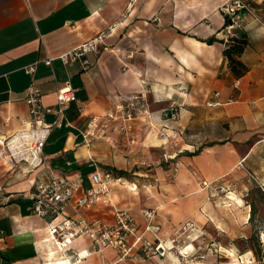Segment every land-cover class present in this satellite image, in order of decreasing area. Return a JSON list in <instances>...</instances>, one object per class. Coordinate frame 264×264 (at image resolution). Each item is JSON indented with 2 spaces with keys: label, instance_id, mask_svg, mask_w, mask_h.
Instances as JSON below:
<instances>
[{
  "label": "crops",
  "instance_id": "obj_1",
  "mask_svg": "<svg viewBox=\"0 0 264 264\" xmlns=\"http://www.w3.org/2000/svg\"><path fill=\"white\" fill-rule=\"evenodd\" d=\"M225 1L0 0V136L12 135L30 119L25 96L32 81L44 104L54 108L59 88L68 83L77 88V100L67 104L62 125L46 143L44 165L13 169L0 155V192L11 195L0 203V264H211L186 259L197 248L199 221L207 219L219 185L231 186L248 173V185L264 195V0H249L261 20L244 17L231 29L221 10ZM102 31L109 49L89 53L88 65L59 58ZM241 34L248 44L239 59L248 71L238 78L224 49L232 35ZM46 57L53 58L50 65ZM36 61L31 76L24 68ZM138 92L146 95L150 114L129 122L115 117L116 105ZM172 101L182 104L181 117L166 123L162 111ZM92 116L98 117L96 128ZM175 127L182 129V139L167 151L177 154L180 168L170 175L161 164L166 149L157 140L159 131ZM242 159L245 168L239 166ZM96 168L126 184L115 181L109 202L82 212L113 221L117 208H129L143 227L144 208L155 207L158 236L177 249L150 258L137 250L116 263L113 249L97 251L80 237L73 244L81 261L71 251L56 252L50 227L76 214L73 205L83 190L58 217L31 212L30 195L51 173L82 174L88 187ZM113 168L127 174L119 176ZM260 206L264 209V200ZM188 222L193 225L186 227Z\"/></svg>",
  "mask_w": 264,
  "mask_h": 264
},
{
  "label": "built area",
  "instance_id": "obj_2",
  "mask_svg": "<svg viewBox=\"0 0 264 264\" xmlns=\"http://www.w3.org/2000/svg\"><path fill=\"white\" fill-rule=\"evenodd\" d=\"M133 1V0H132ZM221 10L226 18L227 28L238 26L244 17L261 20L258 17L254 5L249 0H226ZM158 20V18H155ZM107 32H100L92 38L78 44L69 51L59 55L63 63L75 60L82 61L88 65L89 53L98 54L102 50L109 49L107 44ZM119 52L120 48L114 49ZM132 56V52L129 54ZM52 57L43 59L45 64L52 63ZM37 62L25 66L26 73L33 76L37 70ZM26 101L29 104L30 119L23 121L21 127L8 137L0 136V147L9 157L7 162L11 168L21 169L26 164L28 169H35L45 164L44 148L55 127L62 125V117L69 102L77 100V88L68 83L57 91L58 107L46 105L43 102V93L36 82L32 81L26 90ZM182 104L172 101L162 111V118L166 123L178 122L181 117ZM117 115L124 121H132L141 114H150L149 102L142 92L134 93L132 98L125 104H117L115 107ZM55 113L53 121H47V115ZM97 116H92L91 125L96 128L99 124ZM182 129L175 127L169 130H161L158 138L161 145L166 149L164 160L168 163V171L173 175L180 168L177 154L167 151L174 150L182 139ZM17 143L14 145L13 143ZM15 146V147H13ZM2 155V154H0ZM245 159L239 162V166L245 168ZM250 176H255L250 173ZM256 179V178H255ZM85 177L82 174L64 175L51 173L49 180L38 182L32 191L29 210L37 215H52L55 217L65 214L66 208L72 203L74 196L83 190L76 203L73 205L76 211L74 216H66L50 227L51 235L56 243V252L68 255L72 252L76 261H81L83 256L74 247V241L80 237L89 238L97 251L113 249L117 254L116 263H125L135 251H140L145 257L166 256L169 251L177 249V244H168L165 239L158 236L161 225L156 223L157 208L146 207L143 210L144 225L134 216L129 208H117L115 219L107 221L101 218H89L82 211L85 207L96 205L101 202H109L112 184L119 181L126 184L122 177H114L110 172H102L95 169L90 173V185L85 187ZM210 183L204 182V186ZM264 190V183H261ZM11 195L0 192V203H8ZM192 222L186 223V227L192 226ZM147 234L156 237V241L150 239ZM264 244V231L261 232ZM264 247V245H263ZM192 255L190 258L193 261ZM205 259L206 255H199Z\"/></svg>",
  "mask_w": 264,
  "mask_h": 264
},
{
  "label": "rangeland",
  "instance_id": "obj_3",
  "mask_svg": "<svg viewBox=\"0 0 264 264\" xmlns=\"http://www.w3.org/2000/svg\"><path fill=\"white\" fill-rule=\"evenodd\" d=\"M157 141H160L159 138ZM160 154L161 164L168 168V163L163 160V151ZM6 165L10 166L9 163ZM151 167H156V164ZM219 186L210 197L213 207L207 210V219L199 221L201 231L195 239L197 248L192 254L195 255L193 261H208L211 264H264V244L261 239V232L264 231V209L259 210L263 202L260 192L254 183L248 185V173L237 176L231 186ZM248 206L257 208L252 221L248 220V213H251ZM199 255H206V258L200 259ZM190 257L186 260L192 263Z\"/></svg>",
  "mask_w": 264,
  "mask_h": 264
},
{
  "label": "trees",
  "instance_id": "obj_4",
  "mask_svg": "<svg viewBox=\"0 0 264 264\" xmlns=\"http://www.w3.org/2000/svg\"><path fill=\"white\" fill-rule=\"evenodd\" d=\"M247 44H248V38L244 34H241L239 36L232 35L229 38V42L227 43L226 48L224 49V55L229 60L230 69L233 72V74L238 78L242 77L248 71V66L239 59V56L243 53ZM112 171L116 172L119 176H124L127 174L126 171H122V170L117 171V169L115 168H113ZM258 191L260 192L263 201L264 195L259 189ZM261 209L263 210V207L259 206V210ZM256 211L257 208H254L252 206L249 221H252L254 219V215ZM252 250L255 252L257 256H259L254 248H252Z\"/></svg>",
  "mask_w": 264,
  "mask_h": 264
},
{
  "label": "bare ground",
  "instance_id": "obj_5",
  "mask_svg": "<svg viewBox=\"0 0 264 264\" xmlns=\"http://www.w3.org/2000/svg\"><path fill=\"white\" fill-rule=\"evenodd\" d=\"M1 140H3L1 137H0V144H1ZM160 140V139H159ZM161 141V140H160ZM14 145H17V143H13ZM15 147V146H13ZM3 149L0 147V154H2L1 156L3 157H9L8 155H6V153L4 151H2ZM229 206V205H228ZM229 208V207H228ZM236 221V220H235ZM218 223V222H217ZM219 224V223H218Z\"/></svg>",
  "mask_w": 264,
  "mask_h": 264
}]
</instances>
